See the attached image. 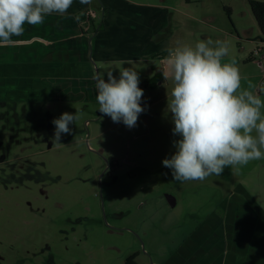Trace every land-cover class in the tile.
I'll return each mask as SVG.
<instances>
[{"label":"rangeland","instance_id":"1","mask_svg":"<svg viewBox=\"0 0 264 264\" xmlns=\"http://www.w3.org/2000/svg\"><path fill=\"white\" fill-rule=\"evenodd\" d=\"M102 1L91 4L98 24L103 21ZM251 1L166 0L172 6L170 25L159 32V39H169L165 54L177 42L227 40L230 57L264 99V54L253 57L262 33ZM109 3L129 9L127 18L120 17L136 24L154 10L152 5L162 4ZM118 10L113 12L119 16ZM107 52L108 59L92 63L93 78L103 73L107 80V71L118 78L121 66L139 74L144 111L133 128L99 112L95 79L78 87L61 84L62 89L33 103L23 99L38 91L17 81L18 63L0 66V264H126L134 255L139 264H163L210 225L217 212L218 225L247 231L237 234L242 263L264 264L263 250L242 249L251 241L264 244V160L239 172L225 168L202 182L174 180L171 169L162 165L180 139L173 134L167 108L173 83L152 89L146 82L152 65L165 64L124 62L111 55V48ZM76 108L80 119L69 125V134H62L61 144L53 145V120L65 112L74 114ZM167 196L176 199V207ZM219 235L228 247L227 234ZM253 251L255 258L249 256Z\"/></svg>","mask_w":264,"mask_h":264},{"label":"clouds","instance_id":"2","mask_svg":"<svg viewBox=\"0 0 264 264\" xmlns=\"http://www.w3.org/2000/svg\"><path fill=\"white\" fill-rule=\"evenodd\" d=\"M72 4L73 0H0V48L15 45L13 38L24 34L26 24H42L52 14L63 16ZM167 62L166 78L173 83L167 108L173 134L180 139L173 142L176 151L162 165L171 169L173 179L202 182L225 168L239 172L252 161L264 160V99L230 57V42H177L168 50ZM94 79L99 112L135 127L144 111L138 72L121 66L118 78L107 71V80L103 73ZM81 115L76 108L74 114L65 112L53 120V145L61 144L62 134H69V125Z\"/></svg>","mask_w":264,"mask_h":264},{"label":"crops","instance_id":"3","mask_svg":"<svg viewBox=\"0 0 264 264\" xmlns=\"http://www.w3.org/2000/svg\"><path fill=\"white\" fill-rule=\"evenodd\" d=\"M92 1L73 0L65 15L46 16L44 23L36 26L26 24L24 34L13 38L17 41L15 45L0 48V58H3L0 66L5 65L2 64L4 62L16 61L17 81L23 83V87L29 91H38L37 94L29 92L24 101L37 103L45 100L51 96L52 91L62 89L61 84L64 83L78 87L83 82L93 81L92 63L94 64L97 59L105 60L109 48L113 50L112 56L115 55L114 57L117 56L124 62L151 64L161 60L165 65L160 68L152 65V75L146 80L152 89L172 83L171 78H166L169 66L165 47L169 39H159V32L169 28L168 14L172 6L165 3L166 0H161L162 4L152 5L153 13L151 11L146 14V18L136 24L130 20L126 22L120 17L123 14L127 18L129 9H121L119 6L116 8L119 9L118 16L113 12L116 9L109 5L110 0H103L102 11L105 12L102 13V22L105 28L95 33L88 21H80V17L85 14L88 17V12L93 10ZM158 16H161L160 23ZM93 20L99 22V18ZM114 33L118 34L117 40L113 37ZM157 74L164 75V79L158 86L149 84ZM65 87L70 88L69 85ZM219 218L221 216L217 212L210 225L193 234L172 259L163 264H245L238 257L243 255V252H239L241 247L238 248L237 234L239 230L247 232L246 229L242 227L238 230L237 225L223 228L222 225H218ZM220 233L227 234L228 247L222 243ZM203 237L207 238V241L202 240ZM245 244L242 245V249L263 250L264 254V244L258 245L252 241ZM249 256L255 258L254 251L249 252Z\"/></svg>","mask_w":264,"mask_h":264},{"label":"trees","instance_id":"4","mask_svg":"<svg viewBox=\"0 0 264 264\" xmlns=\"http://www.w3.org/2000/svg\"><path fill=\"white\" fill-rule=\"evenodd\" d=\"M250 5H251V8H252L253 15H254L257 23H258V26H259V28L261 30V33H262V36H260L256 41H261V42L264 43V2H260V1H257V0H252L250 2ZM103 11H102V13H103ZM228 13H229V17H230L231 16V11L228 10ZM80 21L81 22L88 21V23L90 24V27L93 29V31L95 33L101 31L102 28H103V22H101V24H98V23L94 22V20L91 19L90 17H87L86 14L83 15L82 17H80ZM235 34L237 36H239L236 31H235ZM163 79H164V75L157 74L154 78H152L149 81V84H153L154 83L153 86H155L156 84H158ZM136 258H137V255H134V256L128 258L126 260V264H139V263H137L135 261Z\"/></svg>","mask_w":264,"mask_h":264},{"label":"built area","instance_id":"5","mask_svg":"<svg viewBox=\"0 0 264 264\" xmlns=\"http://www.w3.org/2000/svg\"><path fill=\"white\" fill-rule=\"evenodd\" d=\"M88 17L94 19V18H96V14L93 11H89ZM258 42H259L258 48H257V50L254 51L253 57H254V55L256 56V55L264 54V43L261 41H258Z\"/></svg>","mask_w":264,"mask_h":264},{"label":"water","instance_id":"6","mask_svg":"<svg viewBox=\"0 0 264 264\" xmlns=\"http://www.w3.org/2000/svg\"><path fill=\"white\" fill-rule=\"evenodd\" d=\"M167 198H168V201L171 204V206L172 207H176V205H177L176 199L174 197H172V196H167Z\"/></svg>","mask_w":264,"mask_h":264}]
</instances>
